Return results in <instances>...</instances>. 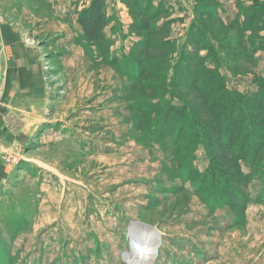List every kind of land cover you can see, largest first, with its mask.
Segmentation results:
<instances>
[{
    "label": "rangeland",
    "instance_id": "obj_1",
    "mask_svg": "<svg viewBox=\"0 0 264 264\" xmlns=\"http://www.w3.org/2000/svg\"><path fill=\"white\" fill-rule=\"evenodd\" d=\"M89 3L0 0L48 81L1 153L0 264H129L151 233L154 264H264V0H106L99 46Z\"/></svg>",
    "mask_w": 264,
    "mask_h": 264
},
{
    "label": "crops",
    "instance_id": "obj_2",
    "mask_svg": "<svg viewBox=\"0 0 264 264\" xmlns=\"http://www.w3.org/2000/svg\"><path fill=\"white\" fill-rule=\"evenodd\" d=\"M45 69L41 51L27 33L9 18L1 20L0 161L1 153L14 151L19 143L25 144L33 131L31 128L45 118L48 92Z\"/></svg>",
    "mask_w": 264,
    "mask_h": 264
},
{
    "label": "trees",
    "instance_id": "obj_3",
    "mask_svg": "<svg viewBox=\"0 0 264 264\" xmlns=\"http://www.w3.org/2000/svg\"><path fill=\"white\" fill-rule=\"evenodd\" d=\"M90 5L85 9L79 19V24L82 28L81 38L83 42L88 46H99L104 41V28L106 26V0H90ZM261 10L264 9V5L260 7ZM223 94V93H222ZM225 95V94H223ZM229 96V95H228ZM233 108V107H232ZM234 116H226V119L230 120ZM241 116L239 113L236 116V122L240 123ZM227 120V121H228ZM223 122H226L224 119ZM242 122L243 119H242ZM229 126L228 128H223V135L221 141L216 143L219 151L224 153H229L231 151V143L228 144V139H233L240 132L239 128H234ZM240 137V135H239ZM241 138H243L245 143H249V135L246 132L241 133ZM227 140V142H225ZM254 144V143H253ZM230 150V151H229ZM243 186V184H241Z\"/></svg>",
    "mask_w": 264,
    "mask_h": 264
},
{
    "label": "bare ground",
    "instance_id": "obj_4",
    "mask_svg": "<svg viewBox=\"0 0 264 264\" xmlns=\"http://www.w3.org/2000/svg\"><path fill=\"white\" fill-rule=\"evenodd\" d=\"M148 228V227H147ZM151 228V227H150ZM132 233V232H131ZM151 236V237H150ZM151 241L148 240L146 244L141 245L140 248L133 252L132 259H126L127 263L129 264H154L155 257H157V249L159 247V237L151 233L148 234Z\"/></svg>",
    "mask_w": 264,
    "mask_h": 264
},
{
    "label": "built area",
    "instance_id": "obj_5",
    "mask_svg": "<svg viewBox=\"0 0 264 264\" xmlns=\"http://www.w3.org/2000/svg\"><path fill=\"white\" fill-rule=\"evenodd\" d=\"M7 161H9L10 162V166L14 163L13 161H14V158H11L10 160H7Z\"/></svg>",
    "mask_w": 264,
    "mask_h": 264
},
{
    "label": "water",
    "instance_id": "obj_6",
    "mask_svg": "<svg viewBox=\"0 0 264 264\" xmlns=\"http://www.w3.org/2000/svg\"><path fill=\"white\" fill-rule=\"evenodd\" d=\"M139 224L143 225L144 227H150L148 224H144V223H139ZM129 230H130V228H129Z\"/></svg>",
    "mask_w": 264,
    "mask_h": 264
}]
</instances>
